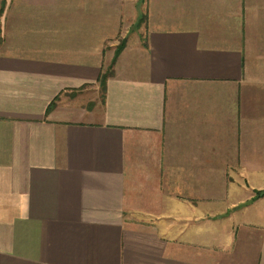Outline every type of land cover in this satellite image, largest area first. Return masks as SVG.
Here are the masks:
<instances>
[{
    "label": "crops",
    "instance_id": "obj_1",
    "mask_svg": "<svg viewBox=\"0 0 264 264\" xmlns=\"http://www.w3.org/2000/svg\"><path fill=\"white\" fill-rule=\"evenodd\" d=\"M262 191L264 0H0V264H264Z\"/></svg>",
    "mask_w": 264,
    "mask_h": 264
},
{
    "label": "rangeland",
    "instance_id": "obj_2",
    "mask_svg": "<svg viewBox=\"0 0 264 264\" xmlns=\"http://www.w3.org/2000/svg\"><path fill=\"white\" fill-rule=\"evenodd\" d=\"M135 16H136V14H134V12H133L132 15H127L126 17H127V19L130 18V22H131V23L134 22V19H135V21L137 20V22H136L137 25H140V24L144 23V21H145L144 18H142V20L140 21L141 16H139L138 19H137V17L135 18ZM125 26H126V28H128V23H127V21H126ZM133 28H134V26H133ZM123 43H124V42L121 41V43L119 44V47L117 48V52H119V50L122 49V47H123ZM117 52H116V53H117ZM111 70H112V65L106 70V72H110ZM100 87H101V86H100ZM101 89H102V87H101ZM259 193H260V192H257V193H256V198H257V194H259Z\"/></svg>",
    "mask_w": 264,
    "mask_h": 264
},
{
    "label": "trees",
    "instance_id": "obj_3",
    "mask_svg": "<svg viewBox=\"0 0 264 264\" xmlns=\"http://www.w3.org/2000/svg\"><path fill=\"white\" fill-rule=\"evenodd\" d=\"M142 19H140V21H141ZM120 53V50H119V52H117V54H119ZM110 76H112V70L110 71V72H105V74H103L102 75V77H101V80H100V86L102 87V90L103 91H105V89H106V81H107V79L110 77ZM54 105V104H53ZM53 105H51L50 107H49V109H48V112L50 111V110H52V108L54 107ZM264 196V191H262V192H260L259 194H257V198H261V197H263Z\"/></svg>",
    "mask_w": 264,
    "mask_h": 264
}]
</instances>
